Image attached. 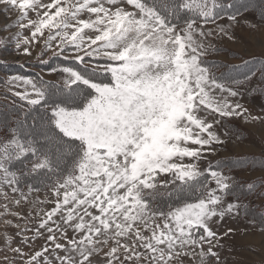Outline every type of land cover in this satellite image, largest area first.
Instances as JSON below:
<instances>
[{"label": "snow or ice", "instance_id": "6c2138e0", "mask_svg": "<svg viewBox=\"0 0 264 264\" xmlns=\"http://www.w3.org/2000/svg\"><path fill=\"white\" fill-rule=\"evenodd\" d=\"M0 6L16 15L0 27V48L32 56L42 45L40 63H49V51L65 61L49 69L56 82L21 75L7 82L18 99L0 113V226L17 231L0 233V264H220L210 225L249 215L245 200L264 195V174L239 180L235 172L264 173V158L201 162L225 144V118L250 115L235 98L257 71L264 94V64L225 77L205 58L219 51L215 40L233 39L232 30L249 23L248 13L264 24V0ZM25 177L47 194L34 203L53 207L21 216L28 194L42 190ZM26 219L36 226L22 228ZM259 225L264 230V216Z\"/></svg>", "mask_w": 264, "mask_h": 264}, {"label": "rangeland", "instance_id": "374dc122", "mask_svg": "<svg viewBox=\"0 0 264 264\" xmlns=\"http://www.w3.org/2000/svg\"><path fill=\"white\" fill-rule=\"evenodd\" d=\"M16 15L14 13L5 14L0 6V27L5 24L14 23ZM249 23L243 20L232 30L233 39L225 37L222 40H215L214 46L218 52L208 55L205 59L210 65H215L214 71L218 76L230 74L233 77L241 76L251 70L256 71L264 64V24L260 22L259 16L255 12L247 14ZM252 25H256L252 27ZM25 30V35H27ZM37 46L32 56H24L8 49L7 52L0 48V113L6 112V106L18 98L12 96L8 81L13 75L28 77L43 76L46 80L55 81V74L49 69L53 66L65 63L63 58L52 57L51 51L43 59L49 63H40V48ZM10 53V54H9ZM15 69L17 72H15ZM250 70V71H249ZM22 71V72H18ZM233 74V75H232ZM260 73L257 71L251 84L240 89L241 95L236 100L248 109V118L232 117L224 119V128L219 134L225 140L224 145L217 146L216 155L209 156L207 160L201 162L202 167H206L209 160L215 163L216 160L228 162L235 158H264V94L258 90ZM19 90V89H17ZM259 116L261 119L253 121L251 116ZM227 130L228 135H224ZM262 173L258 166L255 170L245 168L235 172L239 180H252ZM28 184H37L42 190L40 192L29 193V203L22 204L20 208L21 216L27 217V213L39 209H50L54 204L46 203L36 205L34 202L39 199H47V194L43 190V184L38 180L33 181L31 177H25ZM24 187V183L21 184ZM9 195L12 194L9 192ZM2 199V198H0ZM169 198L165 197L162 204H166ZM248 206L249 215L241 214L239 217L226 216L222 221L214 218V223L210 226L220 237L219 246L214 249L220 257V264H264V230L259 225V220L264 216V195L254 193L245 200ZM13 224L17 223L15 217H10ZM255 220L257 223L253 224ZM37 220L20 221L21 227L25 224L34 228ZM232 229L231 232L228 230ZM17 231L14 227H9L4 233L3 226H0V233L12 235ZM71 235V231H69ZM32 236V233H28ZM19 237L15 238L16 245L19 246ZM44 244L43 238L34 239L32 247L39 249ZM3 243L0 242V250H3ZM11 253L9 256L11 257Z\"/></svg>", "mask_w": 264, "mask_h": 264}, {"label": "trees", "instance_id": "16d2710c", "mask_svg": "<svg viewBox=\"0 0 264 264\" xmlns=\"http://www.w3.org/2000/svg\"><path fill=\"white\" fill-rule=\"evenodd\" d=\"M250 71V70H249ZM253 71V70H251ZM15 72H17V70L15 69ZM18 72H22V71H18ZM233 75V74H232ZM223 76L227 77V76H231V73L228 75V74H224ZM233 77H239V76H236L234 75ZM26 181V180H25ZM34 181V180H33Z\"/></svg>", "mask_w": 264, "mask_h": 264}]
</instances>
